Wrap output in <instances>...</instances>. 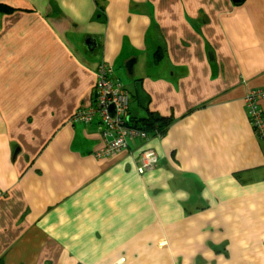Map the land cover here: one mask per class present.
<instances>
[{"label":"crops","instance_id":"1","mask_svg":"<svg viewBox=\"0 0 264 264\" xmlns=\"http://www.w3.org/2000/svg\"><path fill=\"white\" fill-rule=\"evenodd\" d=\"M0 4V264H264V140L244 105L264 89V0ZM101 61L132 120L174 121L98 158V122L71 116ZM139 146L158 158L143 172Z\"/></svg>","mask_w":264,"mask_h":264},{"label":"built area","instance_id":"2","mask_svg":"<svg viewBox=\"0 0 264 264\" xmlns=\"http://www.w3.org/2000/svg\"><path fill=\"white\" fill-rule=\"evenodd\" d=\"M93 99L89 104L80 105L71 119L88 124L98 122L101 146L95 152L96 157L116 155L128 147L135 138L146 140L149 134L130 123L128 117L129 93L113 77L110 64L101 61L96 67L93 85ZM264 97V89L251 90L244 97V105L250 125L258 137L264 140V118L259 101ZM161 137L160 134L153 135ZM140 153L136 167L139 172L153 168L158 158L152 149L139 146Z\"/></svg>","mask_w":264,"mask_h":264},{"label":"trees","instance_id":"3","mask_svg":"<svg viewBox=\"0 0 264 264\" xmlns=\"http://www.w3.org/2000/svg\"><path fill=\"white\" fill-rule=\"evenodd\" d=\"M0 9L6 12H10L12 10L9 6L2 5V4H0ZM112 71H113V68H112ZM113 77H114V74H113ZM128 115H129L128 117L130 118L129 119L130 123H132L134 127L144 130L149 135H152V136L156 134H160V136H162L166 132L169 125L174 121V118L172 116H162L157 112H148L146 117L139 118V120H134V119L132 120V118L130 117L129 106H128Z\"/></svg>","mask_w":264,"mask_h":264},{"label":"water","instance_id":"4","mask_svg":"<svg viewBox=\"0 0 264 264\" xmlns=\"http://www.w3.org/2000/svg\"><path fill=\"white\" fill-rule=\"evenodd\" d=\"M233 1H235V0H233ZM129 63H131V62H128V64H127V67H129V68H130V65H129Z\"/></svg>","mask_w":264,"mask_h":264},{"label":"bare ground","instance_id":"5","mask_svg":"<svg viewBox=\"0 0 264 264\" xmlns=\"http://www.w3.org/2000/svg\"><path fill=\"white\" fill-rule=\"evenodd\" d=\"M246 109V108H245ZM247 114V113H246ZM263 115V114H262ZM264 118V117H263ZM253 129V128H252ZM254 131V130H253ZM260 138V137H259ZM261 139V138H260ZM263 140V139H262Z\"/></svg>","mask_w":264,"mask_h":264}]
</instances>
